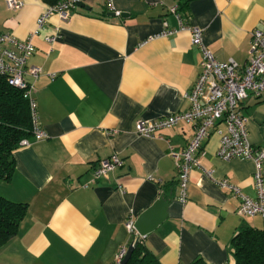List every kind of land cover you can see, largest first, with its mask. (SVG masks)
<instances>
[{
	"label": "crops",
	"instance_id": "crops-1",
	"mask_svg": "<svg viewBox=\"0 0 264 264\" xmlns=\"http://www.w3.org/2000/svg\"><path fill=\"white\" fill-rule=\"evenodd\" d=\"M21 1L23 7L11 11L0 0V33L19 40L32 34L27 65L41 74L31 97L47 138L15 150V171L0 182V197L27 205L16 235L0 248V264H114L133 243L126 219L135 221L167 186L165 219L144 236L145 248L159 264H229L239 229L264 230V218L239 216V199L217 183L255 198L253 163L217 157V131L226 129L217 123L196 153L199 167L190 173L182 204L168 149L182 151L194 125L147 137L135 133V124L189 108L184 95L198 78L201 54L171 7L202 31L216 61L242 67L251 32L264 24V0H112L120 16L104 0H61L74 4L70 18L53 15L38 32L47 5ZM165 27L175 33L163 37ZM237 111L249 143L264 147V101L250 96ZM112 155L122 166L92 181L98 163Z\"/></svg>",
	"mask_w": 264,
	"mask_h": 264
},
{
	"label": "built area",
	"instance_id": "built-area-1",
	"mask_svg": "<svg viewBox=\"0 0 264 264\" xmlns=\"http://www.w3.org/2000/svg\"><path fill=\"white\" fill-rule=\"evenodd\" d=\"M107 10L116 16L120 13L114 9L112 0H104ZM8 10L18 11L23 7L21 0H5ZM74 4L69 1H60L53 6H47L39 16L36 32L47 22L49 17L57 15L62 21L70 18ZM177 7H171L169 13L175 14L180 29H187L191 35V45L197 47L201 54L200 71L197 80L184 99L189 108L183 112L155 119L145 124L140 121L135 124V133L141 136L153 137L158 131L177 126L180 123L193 124L194 134L182 151H175L169 147L168 155L173 159L177 169L179 189L178 200L184 203L187 198L190 173L198 168L196 153L207 139L209 131L217 123H223L225 132L217 131L219 146L217 157L223 161L232 159L250 160L254 166L253 181L256 191L255 198L242 195L237 187L219 181L220 188L228 189L240 201L237 214L241 217L264 218V147L254 148L247 138L246 120L239 114L240 102L252 96L256 100L264 101V24L254 29L250 34V49L247 62L240 67L234 61L218 62L202 41V31L187 24L177 15ZM175 32L164 28L163 37ZM32 34L26 39L19 40L10 33H0V77L6 80L7 85L23 91L28 101L31 139L20 142V147L28 146L31 141L38 142L47 138L41 129L36 104L31 97L33 82L40 76L41 69L28 66L27 61L34 52L31 43ZM52 43L55 38H47ZM162 139L161 137H158ZM122 166L117 155L102 160L93 170L92 181L107 178L116 168ZM210 176V172H206ZM134 219L128 217L124 223L127 232L133 234V243H141L144 236H139L134 229ZM132 243V244H133ZM126 249H121L115 258L114 264H121Z\"/></svg>",
	"mask_w": 264,
	"mask_h": 264
},
{
	"label": "trees",
	"instance_id": "trees-1",
	"mask_svg": "<svg viewBox=\"0 0 264 264\" xmlns=\"http://www.w3.org/2000/svg\"><path fill=\"white\" fill-rule=\"evenodd\" d=\"M61 0H41L53 6ZM31 139V123L28 101L23 91L10 87L0 77V182H7L15 171L13 152L20 142ZM171 186L164 187L161 200L170 199ZM27 210L26 204L14 203L0 197V248L12 239ZM232 260L229 264H264V230L243 226L233 237ZM126 264H159L155 257L138 243ZM191 264H206L201 259Z\"/></svg>",
	"mask_w": 264,
	"mask_h": 264
},
{
	"label": "water",
	"instance_id": "water-1",
	"mask_svg": "<svg viewBox=\"0 0 264 264\" xmlns=\"http://www.w3.org/2000/svg\"><path fill=\"white\" fill-rule=\"evenodd\" d=\"M75 6L78 8H85L81 3H75ZM166 206L167 203L159 199L149 209L140 214L134 222V229L136 233L139 236H145L161 224V222L165 219ZM137 244L138 241H135L128 247L121 264H126L128 262Z\"/></svg>",
	"mask_w": 264,
	"mask_h": 264
}]
</instances>
